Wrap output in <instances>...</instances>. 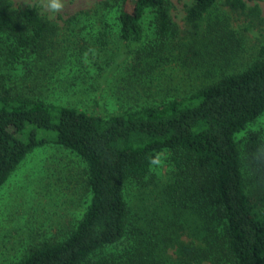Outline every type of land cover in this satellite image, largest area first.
I'll return each mask as SVG.
<instances>
[{
  "label": "trees",
  "instance_id": "obj_1",
  "mask_svg": "<svg viewBox=\"0 0 264 264\" xmlns=\"http://www.w3.org/2000/svg\"><path fill=\"white\" fill-rule=\"evenodd\" d=\"M191 2L183 28L168 0H102L70 16L66 27L74 31L84 17L82 30L103 45L114 33L125 44L117 58L150 32L152 40L132 51V77L159 73L174 59L228 71L238 42L216 6L243 13L245 1ZM58 29L35 7L0 0L4 63L24 68L22 83H29H0V188L30 152L54 144L84 163L87 204L61 238L38 241L6 264H264V139L249 134L244 157L235 138L264 112V47L244 69L183 95L167 88L160 102L128 101L100 114L38 95L65 49ZM164 152L171 153V180L131 214L127 184H146L150 157ZM243 165L255 189L247 188Z\"/></svg>",
  "mask_w": 264,
  "mask_h": 264
},
{
  "label": "rangeland",
  "instance_id": "obj_2",
  "mask_svg": "<svg viewBox=\"0 0 264 264\" xmlns=\"http://www.w3.org/2000/svg\"><path fill=\"white\" fill-rule=\"evenodd\" d=\"M102 0H64L61 12L52 15L41 7L40 0H11L15 7L32 6L44 18L58 26L57 40L65 49L59 50L61 61L53 66L43 89V95L50 101L70 102L88 112L115 111L131 101L132 106L160 102L167 88L176 89L181 95L184 89L191 90L196 84L209 82L216 75L244 69L260 57L264 47V0H244L245 12H234L226 5L217 4L220 16L227 17L229 27L236 32L233 61L229 70L210 71L202 65L185 64L175 59L164 66V70L152 75L145 73L134 76L132 51L148 44L151 33L145 32L139 43L127 46L128 55L116 52L124 50V42L113 33L105 45L94 43L93 37L82 30L85 18L67 29V19L81 10H92ZM170 15L180 28L185 26V15L191 0H168ZM211 16L214 17V14ZM152 40V39H151ZM64 55V59L61 57ZM5 56L0 50V83L14 80L22 83L25 69H12L4 63ZM117 63L113 64V61ZM130 64V67H128ZM19 68V66H18ZM208 75V77H207ZM131 77L133 78L130 83ZM152 85L150 97L141 90ZM36 89V88H34ZM136 97V99L133 98ZM255 133L264 139V112L235 136L242 156H246V139ZM164 165L151 168L147 183L129 182L126 197L131 214L141 209L158 194L171 180L173 163L171 153L164 152ZM84 163L72 152L54 144L40 146L30 152L17 166L6 183L0 188V264H6L24 255L29 246L49 237H59L80 217L88 199L83 182ZM247 188H256L252 173L243 165ZM189 234L185 231L184 238ZM112 248L105 249L104 253ZM114 250V249H113Z\"/></svg>",
  "mask_w": 264,
  "mask_h": 264
},
{
  "label": "clouds",
  "instance_id": "obj_3",
  "mask_svg": "<svg viewBox=\"0 0 264 264\" xmlns=\"http://www.w3.org/2000/svg\"><path fill=\"white\" fill-rule=\"evenodd\" d=\"M40 4L44 10L52 15L61 12L64 8V0H40ZM164 159V154L155 153L150 157L149 163L155 168H161L164 165Z\"/></svg>",
  "mask_w": 264,
  "mask_h": 264
}]
</instances>
